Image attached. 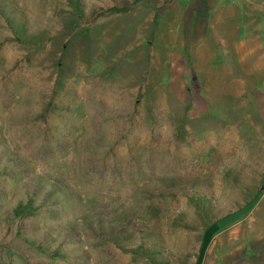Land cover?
Returning a JSON list of instances; mask_svg holds the SVG:
<instances>
[{
  "label": "rangeland",
  "instance_id": "rangeland-1",
  "mask_svg": "<svg viewBox=\"0 0 264 264\" xmlns=\"http://www.w3.org/2000/svg\"><path fill=\"white\" fill-rule=\"evenodd\" d=\"M172 4L0 0V264H221L264 174Z\"/></svg>",
  "mask_w": 264,
  "mask_h": 264
},
{
  "label": "crops",
  "instance_id": "crops-1",
  "mask_svg": "<svg viewBox=\"0 0 264 264\" xmlns=\"http://www.w3.org/2000/svg\"><path fill=\"white\" fill-rule=\"evenodd\" d=\"M171 9L180 77L197 80L198 110H237L264 174V0H173ZM236 215L222 224L221 264H264V183Z\"/></svg>",
  "mask_w": 264,
  "mask_h": 264
},
{
  "label": "trees",
  "instance_id": "trees-1",
  "mask_svg": "<svg viewBox=\"0 0 264 264\" xmlns=\"http://www.w3.org/2000/svg\"><path fill=\"white\" fill-rule=\"evenodd\" d=\"M114 11H115V9H114Z\"/></svg>",
  "mask_w": 264,
  "mask_h": 264
}]
</instances>
